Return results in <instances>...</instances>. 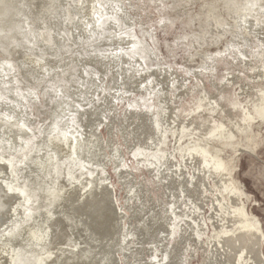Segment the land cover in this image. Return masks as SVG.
<instances>
[{
  "label": "water",
  "instance_id": "water-1",
  "mask_svg": "<svg viewBox=\"0 0 264 264\" xmlns=\"http://www.w3.org/2000/svg\"><path fill=\"white\" fill-rule=\"evenodd\" d=\"M0 264H264V0H0Z\"/></svg>",
  "mask_w": 264,
  "mask_h": 264
}]
</instances>
